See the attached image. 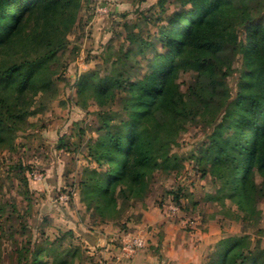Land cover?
I'll list each match as a JSON object with an SVG mask.
<instances>
[{"label":"trees","instance_id":"obj_1","mask_svg":"<svg viewBox=\"0 0 264 264\" xmlns=\"http://www.w3.org/2000/svg\"><path fill=\"white\" fill-rule=\"evenodd\" d=\"M177 2L182 9L170 13L167 24L159 23L155 40L127 36L129 50L111 74L89 71L72 83L80 95L92 93L102 106H119L100 113L98 135L89 146L98 167L80 184L81 201L94 222L119 223L132 201L145 198L151 174L171 162V144L198 108L207 106L222 114L199 162L205 170L210 166L222 196L248 208L255 194L264 198V0ZM83 3L0 0V139L26 111L24 96L50 86V63L66 48ZM161 11L166 12L164 5ZM235 62L232 95L227 79ZM145 63L147 72L140 77ZM183 71L193 73L187 91L179 85ZM19 100L20 114L13 110ZM173 200L179 203L180 196ZM83 252L79 245L57 252L52 243L41 244L31 264H81ZM50 253L53 258L44 260ZM206 264H264V256L241 238H224Z\"/></svg>","mask_w":264,"mask_h":264},{"label":"rangeland","instance_id":"obj_2","mask_svg":"<svg viewBox=\"0 0 264 264\" xmlns=\"http://www.w3.org/2000/svg\"><path fill=\"white\" fill-rule=\"evenodd\" d=\"M162 5L160 0H84L67 34L66 48L50 63V86L24 96L26 111L0 139V264H31L34 249L49 243L57 252L79 245L83 261L97 259L87 254L82 240V232L95 220L81 201L80 184L87 172L98 167L90 158L89 146L98 135L100 113L119 106H102L94 94L80 95L72 83L89 71L108 75L120 67L129 50L130 33L155 40L159 23L167 24L168 15L182 9L177 0H164ZM15 56L20 57V52ZM147 56L151 59L152 53ZM238 67L235 62V71L227 79L232 95L237 90ZM147 69L145 63L138 76ZM192 82V72L180 73L181 90L187 91ZM17 104L13 110L20 114V100ZM214 107L198 108L186 122L168 150L169 166L154 170L145 198L132 201L124 216L147 215L149 223L129 228L140 233H150L160 213L171 222L185 221V230L199 232L204 239L202 264L224 238H241L251 251L264 256V198L255 194L248 208L222 196V184L208 172L210 166L205 170L199 162L222 114ZM255 178L261 185L259 174ZM177 194L179 203L173 200ZM61 195L69 199L61 200ZM171 204L180 208L176 215L168 213ZM52 258L50 253L44 260Z\"/></svg>","mask_w":264,"mask_h":264},{"label":"crops","instance_id":"obj_3","mask_svg":"<svg viewBox=\"0 0 264 264\" xmlns=\"http://www.w3.org/2000/svg\"><path fill=\"white\" fill-rule=\"evenodd\" d=\"M169 219L164 218L161 213L157 214L154 223L156 227L150 233L141 230L147 239L146 247L133 259L122 260L115 264H202L203 237L199 232L185 230V221L171 222ZM149 222L147 215L138 218L128 215L119 223L101 221L91 223V228L82 232V240L86 243L87 254L97 259L95 261L85 259L81 264H101V249L125 233L131 232L129 228H138ZM98 247L101 249L97 253L90 252V249Z\"/></svg>","mask_w":264,"mask_h":264},{"label":"built area","instance_id":"obj_4","mask_svg":"<svg viewBox=\"0 0 264 264\" xmlns=\"http://www.w3.org/2000/svg\"><path fill=\"white\" fill-rule=\"evenodd\" d=\"M38 177L39 175H35ZM41 176V175H40ZM39 176V177H40ZM61 200L69 199V196L60 197ZM180 211L177 204H171L168 207V213L176 215ZM147 241L144 235L140 232H128L122 237L109 243L101 249V264H115L122 260L133 259L142 249L146 247ZM97 249H90V252L97 253Z\"/></svg>","mask_w":264,"mask_h":264}]
</instances>
